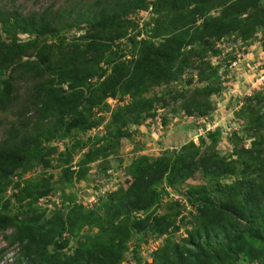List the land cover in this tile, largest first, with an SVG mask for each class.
I'll return each instance as SVG.
<instances>
[{
    "label": "trees",
    "instance_id": "trees-1",
    "mask_svg": "<svg viewBox=\"0 0 264 264\" xmlns=\"http://www.w3.org/2000/svg\"><path fill=\"white\" fill-rule=\"evenodd\" d=\"M149 8L151 25L139 26L131 15ZM64 9L0 8V112L13 115L0 138V232L12 229L17 264H122L137 234L162 238L151 260L137 257L138 264H264V110L251 103L259 93L240 110L253 113L248 146L236 136L232 151L221 155L220 132L208 130L199 144L134 156L125 186L95 207L72 197L48 214L37 206L53 190L50 170L59 168L63 183L83 179L94 162L106 173L108 157L133 133L128 125L167 103L162 94L149 95L151 88L188 77L187 68L196 70V84L172 98L187 115L212 110L210 96L221 90L210 62L221 53L216 43L233 34L244 43L264 32V0H93ZM74 28L81 33L68 38ZM106 112L103 134L79 137ZM35 166L40 174L26 176ZM198 169L213 188L182 189ZM167 187L178 197L163 205ZM183 225L185 235L174 239Z\"/></svg>",
    "mask_w": 264,
    "mask_h": 264
},
{
    "label": "rangeland",
    "instance_id": "rangeland-1",
    "mask_svg": "<svg viewBox=\"0 0 264 264\" xmlns=\"http://www.w3.org/2000/svg\"><path fill=\"white\" fill-rule=\"evenodd\" d=\"M93 0H0V8L10 12H20L23 14L30 11H42L45 8L76 10L86 2ZM65 10V9H64ZM132 18L143 26L149 22L152 16L150 8L147 10H139L133 13ZM81 33V30L76 28L68 31L66 36L71 38L74 35ZM145 36V35H141ZM238 36H228L216 43L221 50V53L210 57V62L214 67V73L218 74L221 90L210 96V101L213 109L205 116L187 115L179 107V102L172 98L175 91L183 88L192 90L196 84V70L187 68L183 75L188 77L151 88L148 93L163 95L166 104L159 101L155 107L154 117L144 119L140 124H129V128L133 131L131 137L122 138L120 146L116 153L108 157L109 169L106 173L100 170L97 162L92 163L88 174L80 180H73L72 183L59 180L60 169L56 168L53 173V190L47 195L40 198L37 206L41 209L45 208L46 213H50L55 207L59 206L61 201L68 202L69 197L83 203L86 207H95L100 197H105L108 192L115 190L119 186H125L127 177L125 175V166L130 160L139 154L149 156H158L180 147L182 144L193 140L199 144V137H205L208 130L217 129L220 132L216 148L221 155L230 153L237 143L236 136L243 138V144L248 146L251 142V136H254V129L250 126L248 119L252 118L251 110L240 112L242 105L246 103L247 97L254 96L259 93L252 104L262 106L264 110V80H261V67L255 68L259 62H264V32L259 31L254 38L248 41L241 42ZM21 38H26V35H21ZM229 60V57H233ZM193 77V82L186 85L187 78ZM19 96L25 97L27 86L23 83L18 84ZM110 107L116 106V101L109 98L107 100ZM258 110V113L261 111ZM109 112L104 113V119L98 127L92 128L85 133L79 134V137L86 139L87 136L101 135L104 133L105 124L109 120ZM250 115V116H249ZM13 117L10 113L0 112V138L2 137L3 129ZM251 122V119H250ZM249 124V125H248ZM261 129V131H263ZM62 141H54L59 149L63 148ZM209 144V142H208ZM85 150V149H84ZM81 155V152L74 155L75 162ZM41 169L35 166L29 171L26 176L34 177L40 174ZM224 181H229L225 179ZM205 183L208 189L213 188V181L208 177H204L200 169H198L185 184L181 185L184 189L186 184ZM167 194L162 197L163 205L166 202L178 197L169 187ZM11 191L6 192V196L10 195ZM213 195V193H211ZM214 196V195H213ZM162 206L158 212H164ZM186 226H182L179 231L173 234V238L178 240L185 235ZM12 229H7L0 232V250L3 249L2 262L0 264H17L15 261L18 252L16 244H8L9 236ZM140 235H134L128 242L129 248L125 253L122 264H138L137 257L141 260H151L153 251L160 246L162 238L154 239L147 236L145 241L139 238ZM76 238L71 241V245H75ZM136 254V255H135ZM237 264H244L239 262ZM259 264V263H252Z\"/></svg>",
    "mask_w": 264,
    "mask_h": 264
},
{
    "label": "built area",
    "instance_id": "built-area-1",
    "mask_svg": "<svg viewBox=\"0 0 264 264\" xmlns=\"http://www.w3.org/2000/svg\"><path fill=\"white\" fill-rule=\"evenodd\" d=\"M261 67L262 71H261V75L260 78L261 80H264V62H259L255 68ZM3 259V258H2ZM2 259L0 260V263L2 262Z\"/></svg>",
    "mask_w": 264,
    "mask_h": 264
}]
</instances>
